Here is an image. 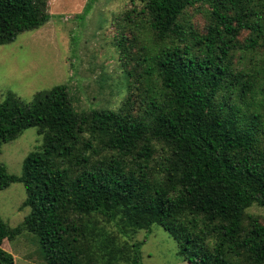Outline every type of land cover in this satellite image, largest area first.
Returning a JSON list of instances; mask_svg holds the SVG:
<instances>
[{"label": "trees", "instance_id": "trees-1", "mask_svg": "<svg viewBox=\"0 0 264 264\" xmlns=\"http://www.w3.org/2000/svg\"><path fill=\"white\" fill-rule=\"evenodd\" d=\"M137 1L118 110H78L68 84L0 101V155L30 128L41 138L20 175L0 161V190L22 183L29 209L15 228L0 214V264H17L3 244L24 232L46 264H143L127 238L154 225L189 264H264L247 212L264 209V0ZM51 17L48 0H0V46Z\"/></svg>", "mask_w": 264, "mask_h": 264}, {"label": "rangeland", "instance_id": "rangeland-1", "mask_svg": "<svg viewBox=\"0 0 264 264\" xmlns=\"http://www.w3.org/2000/svg\"><path fill=\"white\" fill-rule=\"evenodd\" d=\"M48 0L49 22L35 31L20 34L7 45L0 46V101L14 94L30 103L35 94L55 86L68 84L74 106L78 110L109 108L118 110L129 95L120 48L122 38L130 48L134 33L125 21L127 11L142 7L135 0ZM193 22L203 30L205 21L200 14ZM244 33L243 36H246ZM138 48H130L134 56ZM135 62L130 61L132 69ZM41 145L35 128L26 130L17 140L3 144L0 161L8 172L22 173L24 159ZM26 189L14 183L0 190V214L11 227H18L29 214L22 208ZM248 214L264 223V209L253 205ZM127 240L142 242L143 264H189L179 253L173 238L160 226L139 231ZM3 248L10 252L17 264H46L40 255L37 238L24 232L13 242L5 241Z\"/></svg>", "mask_w": 264, "mask_h": 264}]
</instances>
